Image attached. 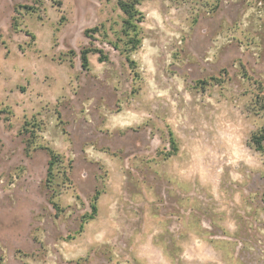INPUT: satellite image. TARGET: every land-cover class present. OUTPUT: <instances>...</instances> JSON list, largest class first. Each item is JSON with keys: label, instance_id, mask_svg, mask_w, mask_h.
<instances>
[{"label": "rangeland", "instance_id": "1", "mask_svg": "<svg viewBox=\"0 0 264 264\" xmlns=\"http://www.w3.org/2000/svg\"><path fill=\"white\" fill-rule=\"evenodd\" d=\"M118 2L0 0V264H264V0Z\"/></svg>", "mask_w": 264, "mask_h": 264}, {"label": "trees", "instance_id": "2", "mask_svg": "<svg viewBox=\"0 0 264 264\" xmlns=\"http://www.w3.org/2000/svg\"><path fill=\"white\" fill-rule=\"evenodd\" d=\"M138 1L139 0H119L118 2L119 7L121 8V10L124 12V14L127 17L126 20L124 21V33L129 39L128 45H132V48L130 49H136L139 44V40L137 39L138 26L136 22L141 21L139 19H142V18L138 19L137 17L142 16V14L137 9V5L139 3ZM26 9L31 10V11L33 10V8H26ZM131 33H134V36H131ZM91 53L99 54L101 62H106L108 60V57L101 50H91V49L83 50L81 52V61H82V67L84 69H88L90 67L89 55ZM253 143L258 151L264 153V132L255 134L253 136ZM45 149L49 152V155H50L47 186L49 188H52L55 178L60 173V171L57 173H55V171L56 169H58L57 166H60V165L62 166L63 160L57 153H55V151L49 148H45ZM97 199H98V195L96 196L95 200ZM54 205L57 206V204L55 203ZM93 210H94V213L97 212V207L95 205H93Z\"/></svg>", "mask_w": 264, "mask_h": 264}]
</instances>
